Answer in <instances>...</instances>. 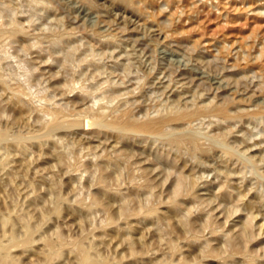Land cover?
<instances>
[{"label": "rangeland", "instance_id": "obj_1", "mask_svg": "<svg viewBox=\"0 0 264 264\" xmlns=\"http://www.w3.org/2000/svg\"><path fill=\"white\" fill-rule=\"evenodd\" d=\"M133 1L0 0V264H264V0Z\"/></svg>", "mask_w": 264, "mask_h": 264}, {"label": "bare ground", "instance_id": "obj_2", "mask_svg": "<svg viewBox=\"0 0 264 264\" xmlns=\"http://www.w3.org/2000/svg\"><path fill=\"white\" fill-rule=\"evenodd\" d=\"M119 1H121V2H123V3H126V4H131L132 5V1L133 0H119ZM136 1V0H135ZM135 1H133V4H134V2ZM143 1H145V0H143ZM146 4V3H145ZM234 75V74H233ZM193 96V95H192ZM210 102V101H209ZM18 105V104H17ZM202 106V105H201ZM16 107H18V106H16ZM20 107V106H19ZM18 107V108H19ZM174 107V106H173ZM172 107V108H173ZM198 107V106H197ZM205 107V106H204ZM161 108H159V110H160ZM171 109V108H170ZM53 110H55V109H53ZM58 110V109H57ZM129 111V110H128ZM155 112H157V110H155ZM170 112H172L171 113V116H169L168 117V115L167 116H165V115H162V116H158V117H153V118H145V119H142V120H132V119H129V118H126L124 121H122V122H119V123H117L116 124V126H118L119 128H121V129H119V130H121V131H123L122 129H124V130H140L141 132H142V130H147V131H152L153 129H154V125H159V126H161V125H163V124H165L166 122H168V121H170V120H172V119H179V118H185V117H194V116H197V115H199L200 113H202L203 112V114H206L207 112L209 113V112H215V113H218V114H220V115H227V113H228V107H227V104H224V103H222V104H220V105H216V106H211V107H208L206 110H205V112L204 111H202L200 108L199 109H197V108H194V109H190V110H185V111H178V110H173V111H170ZM56 114L58 113L57 111L55 112ZM129 113V112H128ZM207 113V114H208ZM14 114V113H13ZM21 114V113H20ZM60 114V113H59ZM148 114V113H147ZM150 114V113H149ZM217 114V115H218ZM230 114V113H229ZM54 116L53 117H55V114H53ZM146 115V114H145ZM213 115V114H212ZM215 115V114H214ZM100 116V115H99ZM124 116V115H123ZM128 116V115H127ZM148 116V115H147ZM15 117V116H14ZM16 118V117H15ZM58 118V117H57ZM20 119H21V117H20ZM100 120V119H99ZM102 120V119H101ZM114 120V119H113ZM122 120V119H121ZM48 121H50V120H48ZM104 121V120H103ZM14 122V121H13ZM17 122V121H16ZM99 122V121H98ZM101 122V121H100ZM99 122V123H100ZM105 122V121H104ZM50 123V122H49ZM62 123L63 122H60V121H58V120H55V121H53L51 124H49L48 126H45L44 124L42 125V128L44 129V132H43V134L44 135H47V134H49V132H51L53 129H55V128H57L58 126H60V125H62ZM98 123V124H99ZM103 123V122H102ZM171 123V122H170ZM173 123V122H172ZM63 124H65V123H63ZM69 124V123H68ZM73 124V123H72ZM95 124H96V119H95ZM97 124V125H98ZM108 124H109V122H108ZM75 125V124H74ZM103 126H104V123L102 124ZM106 125V124H105ZM43 126H45V127H43ZM71 126H73V125H71ZM71 126H69V127H71ZM76 126V125H75ZM109 125H107V127H108ZM117 127V128H118ZM169 128V127H168ZM60 129V128H59ZM109 129H110V127H109ZM113 129V128H112ZM164 129H166V128H164ZM118 130V131H119ZM128 131V132H129ZM134 131H131V132H134ZM167 131V130H166ZM168 131H172V129L171 130H168ZM9 132V131H8ZM39 132V131H38ZM38 132H35V133H38ZM55 132V131H54ZM125 132V131H124ZM127 132V131H126ZM131 132H130V135H131ZM158 132V131H157ZM165 132V131H164ZM34 133V134H35ZM121 133V132H120ZM135 133H136V131H135ZM138 133V132H137ZM143 133V132H142ZM148 133V132H147ZM150 133V132H149ZM152 133H153V131H152ZM159 133V132H158ZM173 133V132H172ZM41 134V133H40ZM64 134V133H63ZM133 134V133H132ZM144 134V133H143ZM168 134V133H167ZM175 134V133H174ZM16 135V134H15ZM32 135V134H31ZM147 135H151V134H147ZM159 135H161V134H159ZM169 135H170V133H169ZM168 135V136H169ZM5 136H7V135H5ZM17 136V135H16ZM35 136H37V135H35ZM35 136H34V138H35ZM52 136V135H51ZM133 136V135H132ZM142 136V135H141ZM20 137V136H19ZM123 137H126V136H123ZM17 138H18V136H17ZM40 138V137H39ZM127 138V137H126ZM2 139V135H1V133H0V140ZM21 139V138H20ZM13 140V139H12ZM17 141V140H16ZM39 141V140H38ZM170 141L172 142V143H174V144H183V143H188V144H190V145H192L194 148H199L200 146H199V144H198V141L196 140V138L194 137V136H192V135H188V136H170ZM150 143V142H149ZM19 144V143H18ZM130 144V143H129ZM164 144V143H163ZM30 145V144H29ZM10 146H12L11 144H10ZM181 146V145H180ZM25 147V146H24ZM27 147V146H26ZM5 148V147H4ZM193 149V148H192ZM209 149H211V148H209ZM28 150V149H27ZM11 152V151H10ZM7 154V153H6ZM9 154V153H8ZM8 156V155H7ZM1 157V156H0ZM10 158V157H9ZM4 159V158H3ZM1 160H2V158H1ZM12 160V159H11ZM81 160V159H80ZM183 160V159H182ZM8 163H9V161H7ZM77 163V162H76ZM6 163H5V161H2V164L1 165H5ZM6 166H7V164H6ZM81 166V165H80ZM1 167V166H0ZM17 167V166H16ZM1 168H3V167H1ZM13 170H15V169H13ZM9 175V174H8ZM7 175V176H8ZM12 175V174H11ZM10 176V175H9ZM1 178V177H0ZM11 179V178H10ZM5 180V179H4ZM3 179H2V181H4ZM7 181V180H6ZM183 182H184V180H183V178L182 177H180V178H178L177 179V181L175 182V185H174V190H173V193H174V198L172 199V201H171V203L174 205L175 203H176V200H177V198L179 197V196H181L183 193H184V187H183ZM2 184H3V182H2ZM27 191V190H26ZM29 194V193H28ZM27 194V195H28ZM122 194V193H121ZM122 197V196H121ZM31 198V197H30ZM77 199V198H76ZM29 202V201H28ZM84 204V203H83ZM90 206V205H89ZM89 206L87 205V207L89 208ZM151 207V206H150ZM84 208H86V206H84ZM126 209V208H125ZM144 209V208H143ZM127 211V210H126ZM155 211V210H154ZM5 213V212H4ZM129 213V212H128ZM142 213H144L146 216H149V215H151L152 213H153V210L152 209H146V210H144V211H142ZM123 214H125V213H123ZM11 215V214H10ZM9 214H8V216H10ZM5 216V215H4ZM7 216V217H8ZM4 219H6L5 217H3ZM2 220V219H1ZM4 222V221H3ZM190 229V228H189ZM190 233H192V232H190ZM190 235V234H189ZM78 241V240H77ZM81 242V241H80ZM80 242L78 241L77 242V244H76V251L78 252V254H79V256H80V259H81V264H82V262H84L83 264H85V263H92V264H111V263H109V262H105V261H98V260H94V259H92L90 256H89V254H88V252H87V250L82 246V244H80ZM237 242V241H236ZM82 243V242H81ZM2 249H3V246L2 245H0V255H1V252H2ZM173 249V248H172ZM217 249V248H216ZM75 251V252H76ZM76 252V253H77ZM90 252V251H89ZM249 253V252H248ZM77 255V254H76Z\"/></svg>", "mask_w": 264, "mask_h": 264}]
</instances>
